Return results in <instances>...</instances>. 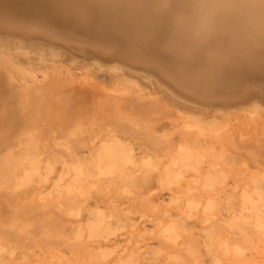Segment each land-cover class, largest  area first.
Instances as JSON below:
<instances>
[{
	"label": "rangeland",
	"instance_id": "rangeland-1",
	"mask_svg": "<svg viewBox=\"0 0 264 264\" xmlns=\"http://www.w3.org/2000/svg\"><path fill=\"white\" fill-rule=\"evenodd\" d=\"M90 18L92 39L101 36L92 44L84 27L71 42V30L41 32L0 15V264H264V106L214 109L213 98L178 95L133 49L103 43ZM139 93L161 107H132ZM114 143L116 166L97 170ZM119 173L126 183L113 189L106 180Z\"/></svg>",
	"mask_w": 264,
	"mask_h": 264
},
{
	"label": "bare ground",
	"instance_id": "bare-ground-1",
	"mask_svg": "<svg viewBox=\"0 0 264 264\" xmlns=\"http://www.w3.org/2000/svg\"><path fill=\"white\" fill-rule=\"evenodd\" d=\"M9 12H11V14H13L14 17H16V20H17L16 22L19 23L20 27H24V28H26V27L28 28L29 26H30V28L35 27V28L42 30L41 32H43V31L53 32L55 30L63 32L61 29H58V27H62V29H64L65 32H66V30H69V31L71 30L72 33L71 34L69 33L70 36L67 33L66 34L63 33L66 35V37L68 35L69 38L68 37L67 38L69 40L75 39L76 37H74L73 33H77L78 32L77 30H79L82 27H84L85 29H87L89 27V29L91 30L90 26H92V24H93V19L90 17H94L96 22H97V26H96L98 28L97 33L100 34L99 32H101L102 36H103V34H104V36L105 35L108 36V38L104 37L105 40H102L104 38L101 39L103 41V43H104V41L108 42L109 40L112 39L111 41L116 40L118 42H121L120 43L121 45L122 44H124L125 46L127 45L126 46L128 48L127 50L131 51V49H133L134 53L137 55L136 56L131 55L133 52V51H131L130 57H134V56L138 57L136 60L138 63L137 62H134V63H137V64H139V62L144 63L147 66H150V67L157 69L159 74L166 76L168 82L170 83V86H171L170 88L175 90L178 95L183 96V94H185V93L183 92V94H182L180 92L189 90L192 93L195 92L196 95L203 96L209 100H210V98H213L214 101H213V99H211L210 101H208L207 103L205 102V103H206V107H212L214 109L217 108V109H224V110H231V109L233 110L234 108H246V107L252 106L256 103L264 106V0H0V15L5 14V13L7 14ZM31 15H32V17H31L32 19L30 18ZM5 20H7V19H5ZM14 24H17V23H14ZM73 29H75V30H73ZM90 30H88V31H90ZM94 30L95 29H92V33H94L93 32ZM75 31H77V32H75ZM83 31H82V33H83ZM85 33H87V32H85ZM95 33H96V31H95ZM95 35H94V37H95ZM56 36L58 38V36H61V35L56 34ZM88 36L86 37V42L87 43L90 42L91 44L94 43L92 41L100 40L99 37H101V36L97 35L98 37L97 36L96 37L98 39L96 37H95V39H92L93 34H91V31L89 32ZM66 37H65V39L68 40ZM71 42H73V41H71ZM114 43H115L114 41L111 42V44H114ZM91 44H89V45H91ZM111 44H110V46H111ZM93 45H95V47H96L98 45V43L96 44V42H95V44H93ZM102 45L103 46L107 45V43L102 44ZM82 46H83V44H82ZM99 46H101L100 43H99ZM105 47H107V46H105ZM96 48H98V47H96ZM100 48H102V47H100ZM108 48H109V46H108ZM137 48L139 49L138 50L139 52H144L145 54H147L149 58H153L156 61L158 60V63L160 64V65L158 64L159 67L155 65V62L149 61L147 59L148 57H141L142 56L141 54H140L141 56L139 57V55H138L139 52L138 53L135 52V51H137V50H135ZM125 52L128 53L129 51L128 52L125 51ZM133 60L135 61L134 58H133ZM126 70L127 69L125 68V71ZM131 74H133V72ZM36 76L37 75H34L33 77H36ZM132 76L136 77V78L139 77L140 78L139 80H142L145 84L150 85V87H152L153 84H155V87L158 88V91L162 90L161 87H163V86H158L156 83L157 81L156 82H155V80L152 81V80L148 79L147 76H142V75H137V74L135 75V73ZM123 78H125V77H123ZM67 84H70V83L68 82ZM77 90L78 89H76V87H73L71 89L72 92L77 91ZM146 91H148V90H146ZM175 91H174V93H175ZM189 91H188V93H189ZM50 92H53V91L50 90L49 93ZM55 92H57V91L55 90ZM58 92H61V91H58ZM125 92H124V94H127ZM43 93H44V91H43ZM169 93H171V92H169ZM210 93H214V96H210L209 95ZM34 94H39V93H33V95ZM39 95L41 96V94H39ZM39 95H37V96H39ZM169 96H166V97L169 98ZM172 96L175 97V95H172ZM180 98L178 97V99H180ZM188 98L193 100L194 103L196 101H199V99L197 97L189 96ZM65 99H64V101H65ZM173 99L175 100V98H173ZM38 101H39V99H38ZM127 102L132 107L141 109L140 111L143 112L145 115H148V113L151 111L150 110L151 107H153V108L154 107L155 108L161 107V106H159V104H156V105L152 104L151 101H149V99L146 98V95H141L140 93L136 94V95L131 94ZM178 102H179V100H178ZM188 102H190V101H188ZM94 105H95V103H94ZM187 106H189L190 108H194L188 104H187ZM258 107H260V106H258ZM77 108H80V107L78 106ZM93 108L94 107H92V109ZM102 108H104V107H102ZM116 108L118 110V107H116ZM122 108L123 107H121V109ZM37 109H38V107H37ZM97 109L95 108L96 111H97ZM114 109H115V107H114ZM121 109H120V112H121ZM194 109H196V108H194ZM104 110H106V108ZM107 110H109V109H107ZM127 111H129V110H127ZM140 111H139V113H141ZM203 111H205V110H203ZM74 113H76V112H74ZM100 113H101V111H100ZM125 113H126V109H125ZM246 113H248V112H246ZM119 114H117V115H119ZM128 114H130V113H128ZM124 116H126V115H124ZM124 116H122V118ZM214 118H215V116H214ZM115 119H117V118H115ZM121 121H123V120H121ZM132 121H134V120H132ZM137 121H139V120L137 119ZM241 121H242V119H241ZM112 122H114V120H112ZM119 122L120 121H118V124H119ZM121 124H123V123L121 122ZM139 125H140V123H139ZM123 127L124 126L122 125V128ZM128 127H131L130 124L128 125ZM131 129L135 130V132L138 130L137 128H136L137 130L134 128H131ZM182 130H181V132H182ZM131 133H133V132H131ZM145 133L146 132H144V134ZM149 133H148V135H149ZM193 133H195V132H193ZM133 134H135V133H133ZM183 134H184L183 136H185V133H183ZM7 135H8V133H7ZM148 135H145V136H148ZM196 135H198V134H196ZM113 137H111V138H113ZM154 137H155V141L158 142V140L156 139V136H154ZM193 137H195V136H193ZM114 139H112V140L114 141ZM151 139H154V138L151 137ZM158 139H160V138L158 137ZM155 141L151 140V143H153ZM93 142H94V140H93ZM76 143L78 144V142H76ZM79 143L82 144V142H80V141H79ZM91 143H92V141H91ZM104 143H102V145ZM106 143H107V141H106ZM151 143L149 145H151ZM83 144L81 146L79 144V146L82 147ZM159 144H161V143H159ZM84 146H87V145H84ZM154 146L157 147L158 144L157 145L154 144ZM256 146H257V144H256ZM104 147H106V148L103 149V152H102L103 154H101L99 159L95 161V166H96L97 170H101V169L103 170V168H106V167L111 168L112 166H116L115 164L117 163V156L120 154L118 152V150L116 149L117 147H116L115 143L112 145H108V146L105 145ZM159 148H160V146H159ZM255 149H256V147L253 145V148L250 147L249 151L254 152ZM260 149H262V148H260ZM68 156H70V155H68ZM24 160H26V159H24ZM81 163H83V162H81ZM36 165H38V164H36ZM174 169H176V168H174ZM112 170H115V169L112 168ZM191 170H193V169H191ZM82 171H83V169H82ZM105 171L103 170V172H105ZM108 171H109V169H108ZM122 171H125V170H122ZM107 172H105V173H107ZM125 172H127V171H125ZM15 173L17 176H19L17 174L18 172H15ZM88 174H89V172H88ZM12 175H13V173H12ZM91 175L93 176L94 174L90 173L89 176H91ZM98 175H100V173H98ZM98 175H96V176H98ZM105 176H107V175H105ZM125 179H126V177H124L122 174L119 173V174L109 176L107 178L106 182L108 183L109 186H112L114 189V186L121 184L122 181H125ZM130 181H132V179ZM125 183H126V181H125ZM63 189H64V187H63ZM5 190L6 189H4V191ZM60 190H62V189H60ZM74 190H76V188ZM89 190H87V191H89ZM56 192H55V194H56ZM94 193H95V191H94ZM61 195H63V193H61ZM73 195H75V193ZM43 196L44 195H42V197ZM46 197H47V195H46ZM55 199H56V195H55ZM50 200H52V198ZM59 200H57V201H59ZM131 200H133V199H131ZM145 201H144L145 203H148L147 200H145ZM44 202H45V200H44ZM60 202H61V200H60ZM52 204L55 205V203H52ZM144 205H146V204H144ZM138 207H140V206H138ZM259 207H261V206H259ZM57 210H58V208H57ZM57 210H55V211H57ZM40 211H39V213H40ZM42 211H43V209H42ZM26 212H29V211H26ZM24 214H25V212H24ZM61 218H62V216H61ZM78 231H80V230H78ZM170 235H171V233H170ZM165 236L163 238H165ZM105 238H106V236H105ZM101 239H102V237H101ZM164 240H166V239H164ZM73 241H71V243ZM76 242H77V240H76ZM74 245H75V243H74ZM69 246H71V245H69ZM77 246H78V244H77ZM107 249H109V248H107ZM185 254H187V253H185ZM94 262H95V260H94Z\"/></svg>",
	"mask_w": 264,
	"mask_h": 264
}]
</instances>
